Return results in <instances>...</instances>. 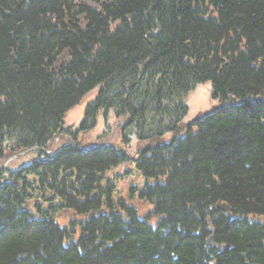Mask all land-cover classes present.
I'll list each match as a JSON object with an SVG mask.
<instances>
[{"label":"trees","instance_id":"16d2710c","mask_svg":"<svg viewBox=\"0 0 264 264\" xmlns=\"http://www.w3.org/2000/svg\"><path fill=\"white\" fill-rule=\"evenodd\" d=\"M207 81L222 105L184 124ZM97 87L81 131L113 109L156 142L83 148L64 118ZM34 148L0 179V264H264V0H0V162Z\"/></svg>","mask_w":264,"mask_h":264},{"label":"rangeland","instance_id":"374dc122","mask_svg":"<svg viewBox=\"0 0 264 264\" xmlns=\"http://www.w3.org/2000/svg\"><path fill=\"white\" fill-rule=\"evenodd\" d=\"M98 91L99 87L89 92L79 104H77L66 114L64 118L65 127H69L73 133L77 132L78 142L81 146H83V148H90L97 144L112 145L115 147L124 148L131 158H135L138 156V151L141 148L150 142H156L150 140L142 142L139 141L136 133L137 128L132 126L125 129L124 124L127 118L117 116L113 109L108 111L107 114L104 110H101L97 115L96 126L87 131H81L80 126L84 119L86 107L95 99ZM184 103L188 106L187 114L183 118L184 124H188L196 118L210 113L222 105V101L212 98V83L210 81L199 83L189 92H187L184 96ZM156 120L157 119L154 117V114L149 115L146 118L147 128H152L154 125H156ZM124 133H127L129 137L127 146L123 142ZM71 136L72 135L64 134L63 136L56 137L51 142L48 153L54 152L62 145L70 142L72 139ZM172 136L173 133L164 134L161 141H169ZM161 141L160 139L158 140V142ZM5 144L11 145L13 144V140L9 139ZM37 156L38 151L36 149H31L29 151L8 156L6 159L0 162V170H3L2 174H0V179L3 180L8 175V172L5 169L16 170L23 165L31 163L37 158ZM132 164L133 166H131L129 163H126L125 165L116 168L112 172V176H114V174L122 175L120 180H117L116 185L117 191H119L125 198L130 196V187H141L143 185V179L140 173L137 171L135 163ZM134 203L140 207L141 211H143L145 208V211H148L152 208L151 205L147 207V205L144 206V204L136 201H134ZM58 216V221L63 225H67L70 223L69 220L71 219L72 213L64 211Z\"/></svg>","mask_w":264,"mask_h":264},{"label":"water","instance_id":"95a60500","mask_svg":"<svg viewBox=\"0 0 264 264\" xmlns=\"http://www.w3.org/2000/svg\"><path fill=\"white\" fill-rule=\"evenodd\" d=\"M218 207H219L220 209H222L223 211H226V210L228 209V206L225 205V204H220V205H218Z\"/></svg>","mask_w":264,"mask_h":264}]
</instances>
